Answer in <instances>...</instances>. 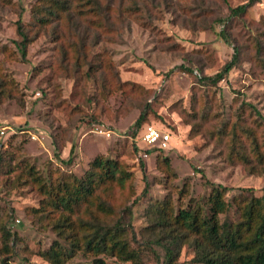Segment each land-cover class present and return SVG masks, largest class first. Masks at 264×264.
Masks as SVG:
<instances>
[{
    "label": "rangeland",
    "instance_id": "rangeland-1",
    "mask_svg": "<svg viewBox=\"0 0 264 264\" xmlns=\"http://www.w3.org/2000/svg\"><path fill=\"white\" fill-rule=\"evenodd\" d=\"M247 1L110 0L101 13L109 16L105 27L90 22L91 13L70 9L67 27L54 22L30 33L22 59L15 23L21 18L30 27L37 0H0V226L19 238L12 264H51L40 253L63 242L49 224L53 214L34 210L41 195L29 181L30 169L48 181L61 174L82 176L96 156L123 163L133 179L106 198H123L131 208L126 219L136 239L130 245L139 251L140 264L164 262V250L146 241L155 236L149 203L170 199L176 211L197 202L206 211L210 183L226 187L227 200L264 194V173L229 161L226 145L210 136L216 117L234 118L240 110L247 121L253 119L243 100L261 112L255 127L264 136V70L243 57L218 87L197 84L221 69L233 45L246 44L252 30L264 35V0H254L243 17L229 16V8ZM76 49L83 60L75 57ZM106 61L118 80L107 74ZM145 108V123L171 133L163 153L140 149L132 140ZM194 121L199 129L192 131ZM235 218L233 210L219 215L222 222ZM193 255L185 244L174 264H195ZM63 264L92 263L79 252Z\"/></svg>",
    "mask_w": 264,
    "mask_h": 264
},
{
    "label": "trees",
    "instance_id": "trees-1",
    "mask_svg": "<svg viewBox=\"0 0 264 264\" xmlns=\"http://www.w3.org/2000/svg\"><path fill=\"white\" fill-rule=\"evenodd\" d=\"M254 2L248 0L229 8V16L243 17L247 8ZM109 6L110 0H37L32 8L31 28L23 24L21 18L16 20V32L20 37L16 42V49L24 59L30 43V33H37L54 22L67 27L71 16L68 14L70 9L76 15L91 13L89 21L97 27H105V19L108 20L109 16L103 17L101 13ZM68 31L69 28L64 33ZM223 34L224 32H221V35ZM62 37L66 38V34ZM77 56L79 60H83V54L76 49L75 57ZM243 57L256 62L261 70H264L262 32L252 30L246 44L233 45L230 60L213 75L199 77L197 84L218 87L219 82ZM104 68L115 80L119 79L117 71L113 74L115 69L111 63L106 61ZM1 69L0 67V77L3 75ZM242 104L251 109L253 119L247 121L240 110L234 118L216 117L211 124L210 136L226 145V157L229 161L243 163L250 172L262 174L264 136L256 129L255 124L259 123L258 120H263V117L254 105L244 100ZM242 109L241 106V111ZM146 114V108L142 109L134 123L132 136L146 124ZM198 124L199 122L195 121L191 123L192 131L198 128ZM73 149L71 147L67 164L72 161ZM146 151L163 153L164 150L155 147ZM140 166L143 168L142 162ZM29 172V181L41 195L40 206L34 210L39 214L46 213L47 216L53 214L49 224L63 240L42 251L40 255L43 259L51 264H63L80 252L90 257L92 264H108L102 258L104 255L116 257L121 262L141 263L139 251L130 245V242L136 239L133 228L126 219V216L131 214V208L123 198L117 203L115 198H106L107 192L116 196L118 190H113L124 191L125 185L133 179V174L123 163L116 158L96 156L82 176L65 177L61 174L51 177L48 181H43L32 169ZM210 186L206 211L197 202L193 206H180L176 211L170 199L149 203L147 211L153 221L155 229L152 234L155 236L146 241L164 250L163 264H174L185 244L193 250L192 261L195 264H264V194L259 197L252 196L246 202L236 198L227 200L226 187L214 183H210ZM232 210L236 217L234 220L220 221L221 213L228 215ZM0 230V264H12V256L15 254V245L19 238L16 233H10L5 224H1Z\"/></svg>",
    "mask_w": 264,
    "mask_h": 264
},
{
    "label": "built area",
    "instance_id": "built-area-1",
    "mask_svg": "<svg viewBox=\"0 0 264 264\" xmlns=\"http://www.w3.org/2000/svg\"><path fill=\"white\" fill-rule=\"evenodd\" d=\"M109 135V134H107ZM136 147L140 149L162 148L165 150L171 142V133L167 130L146 123L132 136Z\"/></svg>",
    "mask_w": 264,
    "mask_h": 264
}]
</instances>
